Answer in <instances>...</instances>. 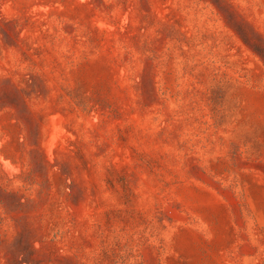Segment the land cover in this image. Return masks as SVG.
I'll return each instance as SVG.
<instances>
[{
    "label": "rangeland",
    "instance_id": "rangeland-1",
    "mask_svg": "<svg viewBox=\"0 0 264 264\" xmlns=\"http://www.w3.org/2000/svg\"><path fill=\"white\" fill-rule=\"evenodd\" d=\"M0 264H264V0H0Z\"/></svg>",
    "mask_w": 264,
    "mask_h": 264
}]
</instances>
